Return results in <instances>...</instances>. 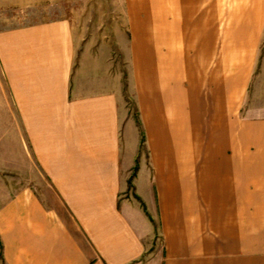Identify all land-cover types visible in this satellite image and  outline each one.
Wrapping results in <instances>:
<instances>
[{"label": "crops", "instance_id": "crops-1", "mask_svg": "<svg viewBox=\"0 0 264 264\" xmlns=\"http://www.w3.org/2000/svg\"><path fill=\"white\" fill-rule=\"evenodd\" d=\"M123 7L138 120L109 39L0 30V264H264V0Z\"/></svg>", "mask_w": 264, "mask_h": 264}, {"label": "rangeland", "instance_id": "rangeland-1", "mask_svg": "<svg viewBox=\"0 0 264 264\" xmlns=\"http://www.w3.org/2000/svg\"><path fill=\"white\" fill-rule=\"evenodd\" d=\"M14 2L18 4L14 5ZM45 17H68L87 38H98L97 41L109 39L113 45V59L124 72L125 96L130 112L138 120L127 56L121 53L125 49V44H121V37L126 33L123 0H0V30L33 24L38 18ZM255 73L259 76L260 71L256 70ZM248 95L246 108L251 103V95ZM34 171L38 172V168L33 165L32 172ZM42 180L45 182H33L40 191L42 183H47L45 179Z\"/></svg>", "mask_w": 264, "mask_h": 264}]
</instances>
